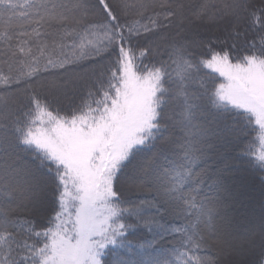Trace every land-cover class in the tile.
Returning a JSON list of instances; mask_svg holds the SVG:
<instances>
[{
  "label": "snow or ice",
  "instance_id": "snow-or-ice-1",
  "mask_svg": "<svg viewBox=\"0 0 264 264\" xmlns=\"http://www.w3.org/2000/svg\"><path fill=\"white\" fill-rule=\"evenodd\" d=\"M0 264H264V0H0Z\"/></svg>",
  "mask_w": 264,
  "mask_h": 264
},
{
  "label": "trees",
  "instance_id": "trees-1",
  "mask_svg": "<svg viewBox=\"0 0 264 264\" xmlns=\"http://www.w3.org/2000/svg\"><path fill=\"white\" fill-rule=\"evenodd\" d=\"M245 175L250 181H252L255 184H258V182L261 178V174L258 171H256L255 169L251 170L249 173H246Z\"/></svg>",
  "mask_w": 264,
  "mask_h": 264
},
{
  "label": "rangeland",
  "instance_id": "rangeland-1",
  "mask_svg": "<svg viewBox=\"0 0 264 264\" xmlns=\"http://www.w3.org/2000/svg\"><path fill=\"white\" fill-rule=\"evenodd\" d=\"M248 179V178H247Z\"/></svg>",
  "mask_w": 264,
  "mask_h": 264
}]
</instances>
